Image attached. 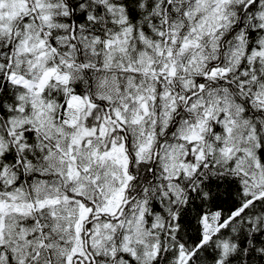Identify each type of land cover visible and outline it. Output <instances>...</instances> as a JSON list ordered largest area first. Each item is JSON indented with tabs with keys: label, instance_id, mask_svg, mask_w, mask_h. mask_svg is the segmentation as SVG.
Masks as SVG:
<instances>
[{
	"label": "snow or ice",
	"instance_id": "obj_1",
	"mask_svg": "<svg viewBox=\"0 0 264 264\" xmlns=\"http://www.w3.org/2000/svg\"><path fill=\"white\" fill-rule=\"evenodd\" d=\"M0 264H264V0H0Z\"/></svg>",
	"mask_w": 264,
	"mask_h": 264
}]
</instances>
